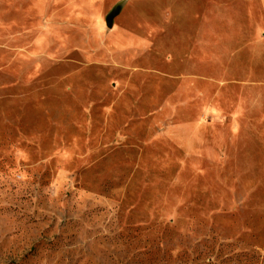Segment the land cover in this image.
<instances>
[{"label":"rangeland","instance_id":"1","mask_svg":"<svg viewBox=\"0 0 264 264\" xmlns=\"http://www.w3.org/2000/svg\"><path fill=\"white\" fill-rule=\"evenodd\" d=\"M0 264H264L260 0H0Z\"/></svg>","mask_w":264,"mask_h":264},{"label":"water","instance_id":"2","mask_svg":"<svg viewBox=\"0 0 264 264\" xmlns=\"http://www.w3.org/2000/svg\"><path fill=\"white\" fill-rule=\"evenodd\" d=\"M120 13V8L117 7L113 10V12L111 13V15L107 18V27L112 29L114 26V20L115 18L119 15Z\"/></svg>","mask_w":264,"mask_h":264},{"label":"crops","instance_id":"3","mask_svg":"<svg viewBox=\"0 0 264 264\" xmlns=\"http://www.w3.org/2000/svg\"><path fill=\"white\" fill-rule=\"evenodd\" d=\"M260 7H261V11H262V14L264 16V0H260ZM258 26H259V30L262 31V28H261V25L259 24V22L257 23Z\"/></svg>","mask_w":264,"mask_h":264}]
</instances>
